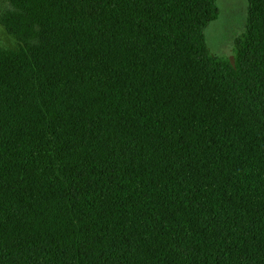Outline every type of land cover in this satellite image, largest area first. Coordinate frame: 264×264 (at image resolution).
Wrapping results in <instances>:
<instances>
[{
	"label": "trees",
	"instance_id": "trees-1",
	"mask_svg": "<svg viewBox=\"0 0 264 264\" xmlns=\"http://www.w3.org/2000/svg\"><path fill=\"white\" fill-rule=\"evenodd\" d=\"M7 1L0 264H264V0Z\"/></svg>",
	"mask_w": 264,
	"mask_h": 264
},
{
	"label": "rangeland",
	"instance_id": "rangeland-1",
	"mask_svg": "<svg viewBox=\"0 0 264 264\" xmlns=\"http://www.w3.org/2000/svg\"><path fill=\"white\" fill-rule=\"evenodd\" d=\"M218 16L203 28V38L208 53L213 57L234 61V38L240 35L247 19V0H214ZM11 5L0 0V44L6 48H16L17 42L9 35L1 23Z\"/></svg>",
	"mask_w": 264,
	"mask_h": 264
}]
</instances>
